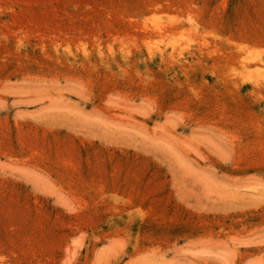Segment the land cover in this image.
Segmentation results:
<instances>
[{
    "label": "rangeland",
    "instance_id": "1",
    "mask_svg": "<svg viewBox=\"0 0 264 264\" xmlns=\"http://www.w3.org/2000/svg\"><path fill=\"white\" fill-rule=\"evenodd\" d=\"M0 264H264V0H0Z\"/></svg>",
    "mask_w": 264,
    "mask_h": 264
}]
</instances>
